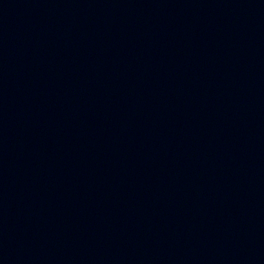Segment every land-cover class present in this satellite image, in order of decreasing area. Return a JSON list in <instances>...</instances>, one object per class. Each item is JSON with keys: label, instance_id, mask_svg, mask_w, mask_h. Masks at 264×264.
<instances>
[{"label": "water", "instance_id": "water-1", "mask_svg": "<svg viewBox=\"0 0 264 264\" xmlns=\"http://www.w3.org/2000/svg\"><path fill=\"white\" fill-rule=\"evenodd\" d=\"M0 264H264V0H0Z\"/></svg>", "mask_w": 264, "mask_h": 264}]
</instances>
